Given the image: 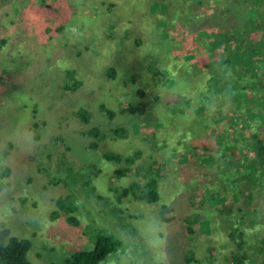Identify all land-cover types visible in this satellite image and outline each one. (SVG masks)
I'll return each instance as SVG.
<instances>
[{
  "label": "rangeland",
  "instance_id": "rangeland-1",
  "mask_svg": "<svg viewBox=\"0 0 264 264\" xmlns=\"http://www.w3.org/2000/svg\"><path fill=\"white\" fill-rule=\"evenodd\" d=\"M144 3L0 0V228L30 241L31 264H61L73 252L93 248L98 237L118 242L99 264H206L205 243L223 227L239 225L233 213L221 217L225 212L217 208L219 221L207 216L197 236L185 231L182 217L191 212L186 192L200 186L222 190V170L212 144L193 166L187 156L182 160L181 149L162 148L168 135L186 139L187 120L160 113L180 106L192 116L213 112L208 106L196 111L195 101L177 96L186 94L182 83L175 84L176 93L164 90L163 82L152 83L148 51L154 50L162 64L173 62L184 35L163 25L162 18L155 24L153 6ZM201 91L209 95L206 87ZM100 104L114 114L107 115ZM79 108L85 109L86 121L77 115ZM94 129L98 133L90 134ZM159 153L182 169V177L174 181L176 175L168 172L156 201L135 199L132 190L124 194L143 178L130 170L118 175L115 169L145 167ZM111 154H136L135 163L105 156ZM234 192L221 193L212 204L233 206ZM254 195L259 207L262 200ZM199 196L197 205L205 201L202 192ZM163 205L170 220L160 216ZM258 213L240 228L263 238L264 210ZM247 214L241 208L236 220L246 222ZM230 245L224 240L221 247L227 258ZM261 259L250 257L245 264Z\"/></svg>",
  "mask_w": 264,
  "mask_h": 264
},
{
  "label": "trees",
  "instance_id": "trees-1",
  "mask_svg": "<svg viewBox=\"0 0 264 264\" xmlns=\"http://www.w3.org/2000/svg\"><path fill=\"white\" fill-rule=\"evenodd\" d=\"M143 1L147 7L153 6L150 10L155 24L159 25L162 18L163 25L180 28L184 35L182 51L173 62L164 60L162 64L154 58V50L148 51L146 56L152 59L148 67L152 83L158 85L163 82V89L174 93L175 84L182 83L181 91L186 94L178 91L177 96L184 95L188 101H195L198 104L196 111H203L205 106L206 111L210 108L213 112L210 116L211 112L192 116L180 106L169 107L160 113L165 116L178 115L187 120L186 139L168 135L162 141V148L171 147L173 151L181 149L184 157L182 160L187 158L193 166L196 157L203 149H210L208 144H212L222 170L218 178L224 184L222 190L214 191L200 186L199 190L193 188L186 192L191 212L182 217L187 226L185 231L197 236L201 232L202 220L207 219V216L219 221V218L227 217L228 212L233 213L239 225L231 223L229 227H223V233L219 236L210 238L205 243L208 246L206 255L201 259L205 257L206 264L222 263V259H229V262L223 264H245V259L260 255L262 259L257 264H264V237L250 235V230L243 231L240 228L241 224L260 214V209L264 210V0H230L227 3L223 0H188L191 6L187 9L186 5H180L176 0ZM163 46L164 43H161L160 47ZM109 73L114 71L109 69ZM201 87H206L208 96H203ZM212 102L217 103L214 109L210 104ZM100 108L109 116L114 114L113 110L103 104H100ZM86 114L83 108L77 110V115L85 121ZM89 133L96 135L98 131L94 129ZM203 137H207L208 142L200 141ZM105 156L115 161L124 160L130 165L135 163L134 156ZM169 162L159 153L151 157L145 167L116 168L115 173L118 175H124L130 170L143 178L141 182H132L124 189V194L132 190L135 199L156 201L163 189L160 181L166 178L168 172L176 175L174 181L182 177V169L177 170V165ZM192 175L193 180H198L197 174ZM227 190H235L231 200L233 206L222 202L215 207L212 202ZM200 192L205 195V201L197 205ZM256 192L262 200L259 204L256 202L259 207L253 205V200L257 199V195H254ZM217 208L223 209L225 215L220 217ZM241 208L248 211L246 222L243 217L236 220ZM169 210L167 206H162V219L170 220ZM224 240L231 244L229 258L224 256L221 249ZM117 246L118 242L111 238L98 237L93 248L75 251L61 264H99ZM29 247L28 239L10 235L8 228H0V264H31L26 257ZM217 250L223 254L217 253Z\"/></svg>",
  "mask_w": 264,
  "mask_h": 264
}]
</instances>
